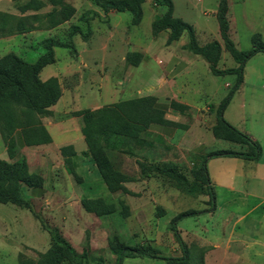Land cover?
<instances>
[{"label": "rangeland", "instance_id": "374dc122", "mask_svg": "<svg viewBox=\"0 0 264 264\" xmlns=\"http://www.w3.org/2000/svg\"><path fill=\"white\" fill-rule=\"evenodd\" d=\"M30 1L0 0V12L16 17L37 14L41 21L37 31L0 38V58L13 53L33 63L45 53L44 41L67 43L71 27H78L83 33L88 26L90 28L87 38L78 34L72 37L75 52L54 48V63L44 67L39 75L42 81L50 77L59 81L62 97L58 120L65 122L73 135L79 128V122L71 119L74 112L94 110L143 95L137 88L142 86L149 69L154 73L150 79L152 84L162 78L166 59L159 57H163L168 32L154 35L151 24L165 13V7L154 6L151 0H146L140 23L133 25L128 12L105 15L91 0H62L75 12L69 20L49 29L45 15L60 7L51 0H34L40 8L23 11L22 7ZM172 3L173 16L194 28L200 46L214 40L221 44L218 69L238 66L220 38L216 18L219 0H172ZM93 13L97 15L92 16ZM227 19L230 39L238 51L250 50L251 38L256 33L264 41V0H228ZM187 40L185 33L172 47ZM128 53L142 55L137 67L126 62ZM200 59L201 62L192 63L197 79L193 81V92L188 99L195 108L185 112L182 120L184 127H188L196 114L202 115L195 123L206 129L214 122L218 106L234 86L236 75L213 76L205 60ZM243 78L244 85L233 94L223 118L242 133L257 136L264 144V53H257L246 62ZM226 84L230 87H225ZM201 90L205 95L198 99L196 94ZM59 131L50 130L53 146L48 147L47 161H36L35 156L27 152L29 169L44 177L41 198L30 201L28 194L25 198L29 208L0 204V264H37L51 245L49 230H57L78 253L87 251L91 264L100 259L103 264H115L116 255L109 248L114 240L130 247L150 246L160 257H179L182 253L170 230V222L186 211L197 213L177 223L189 255H199L197 252L202 250L204 264H264V153L260 162L235 157L209 159L207 171L214 189V203H210L208 196L200 194L195 185L194 173L203 157L216 150L247 151V146L216 140L211 133L204 135L203 149L191 146L163 150L162 144L154 149L130 143L132 154L108 151V156L118 171H125L129 180L141 183L137 191L109 194L101 182L105 192L87 196L86 170H74L77 180L67 171L57 149V146L69 145L72 137ZM75 143L76 147L86 148L82 139ZM0 147V159L7 160L1 137ZM155 167H171L193 185L177 183ZM97 188L96 184L95 192ZM86 196L114 203L116 212L100 218L86 213L80 206V199ZM120 202L129 209L126 218L120 214ZM159 209L164 211L162 217H159ZM121 264L166 263L138 257L124 258Z\"/></svg>", "mask_w": 264, "mask_h": 264}, {"label": "trees", "instance_id": "16d2710c", "mask_svg": "<svg viewBox=\"0 0 264 264\" xmlns=\"http://www.w3.org/2000/svg\"><path fill=\"white\" fill-rule=\"evenodd\" d=\"M146 0H91L92 4L99 8L105 15L109 12L124 13L131 15V23L137 25L142 19V5ZM155 6L165 7V13L155 19L151 24L152 34L167 31V42L177 41L186 33L188 37V49L195 55L202 57L209 65L214 76L228 74L236 75V82L228 95L220 102L216 111V124L211 132L216 139L228 141L237 145L247 146V151L236 152L231 150H216L208 153L194 173L195 185L200 189V194L208 196L209 202L214 203V189L207 171L209 159L216 157H235L239 159L258 161L261 157V146L250 134L242 133L223 118L233 94L243 84V72L246 62L257 53H264V41L259 33L251 38L252 48L247 51H238L229 36V22L227 19L228 0H219L216 18L219 27L220 38L225 50L236 61V68L218 69L222 47L214 40L203 46L197 43L195 30L188 23L173 16L172 0H151ZM53 8L47 13V26L49 29L57 27L69 20L74 14V8L63 3L62 0H51ZM40 4L32 0L22 7V10H38ZM92 16H96L95 13ZM89 20L86 21V23ZM41 27L40 17L37 14L25 17L0 12V38L25 34L39 30ZM90 33L89 26L86 33L78 27H71L69 42L61 43L46 40L42 46L45 53L40 55L33 63H29L13 53L0 58V137L6 149L9 161L0 159V204H12L20 208H29L22 187H42L44 179L36 173L29 172L28 163L24 156L18 155L16 133H20L25 146H39L49 144L51 137L43 126L41 119L49 114V108L56 105L62 96V88L56 77H50L42 81L39 77L42 69L55 61L54 48L68 49L75 52L72 37L76 34L87 38ZM142 55L140 53H128L126 62L131 66H138ZM167 108L184 112L188 106L171 101L168 106H161L157 99L151 96L134 98L120 101L115 104L103 106L96 110L84 109L73 113L74 117L82 120L81 134L86 144L85 157L93 163L100 178L110 193H130L123 184L128 178L120 173L113 165L108 156V151H117L127 155L132 154L130 143H140L141 134L154 125H168L174 128H182L179 124L164 119ZM212 109V106L210 107ZM185 128V127H183ZM129 142V143H128ZM60 155L67 171L77 180L74 172L72 158L76 153L71 145L60 148ZM155 169L164 175L174 179L177 183H188L187 179L173 168ZM81 208L96 217L112 215L116 212L114 203L106 202L101 198H81ZM120 214L123 218L128 217L129 209L123 203ZM159 217L163 216L159 209ZM197 214L195 211H186L175 216L170 222V230L178 244L182 255L179 257H160L156 249L150 246L130 247L117 240L109 243V248L116 255L115 264H121L124 258L158 259L166 264H204L203 251L199 255H189L188 249L177 228V223L185 217ZM51 233V245L41 255L37 264H91L87 251L78 253L75 248L57 231ZM197 258H196V256ZM93 264H103V260H97Z\"/></svg>", "mask_w": 264, "mask_h": 264}, {"label": "crops", "instance_id": "0c3cea01", "mask_svg": "<svg viewBox=\"0 0 264 264\" xmlns=\"http://www.w3.org/2000/svg\"><path fill=\"white\" fill-rule=\"evenodd\" d=\"M160 7H163V6H160ZM109 13H111V12H109ZM108 14H106V15H108ZM181 37H180V39H181ZM179 40L173 41L171 43H168L166 41V43L164 45L165 49L162 52L163 57H159V58H162L163 61H164L163 58H165L166 61H165V64L163 65V68H162V74H161L162 78L160 79V81L158 83H153V84H152V82H150V79H152L151 77L154 76V73L152 72V69H149V72H146V74H145L146 79H145V81H143L142 86L140 88H137V91L142 92L143 95L134 97V98H140V97H145V96H151V97L156 98L157 103L160 104L161 106H168L171 101H175L177 103L188 106V110H186L184 112H180V111H176V110H172L170 108H167L166 113L164 115L165 120L173 122V123H177L182 128H174V127L168 126V125H154L141 134V142L139 144L147 145V147L154 148V149H156L158 147L160 148L161 144H162L163 150L168 149V148H176V149L180 150V149H187L188 147H191V146H201L197 149H203L204 144H202V140H203L204 135L206 133L212 134L211 128L216 124V118H215L213 123L211 121L210 122L211 124H208L209 128L203 129V128H201L200 125H198L199 124L198 122L195 123V121L198 120V117H200L202 115L196 114L195 115L196 117L194 118V122L188 124V127L183 128L184 122L182 120V118H183L182 116L185 114V112L193 111V109L195 108L194 106L190 105V103L188 102V99L190 98V96L193 92V87H194L193 81L197 79V77L194 74V72H195L194 71V65L192 63L194 62V60L197 62H199V61L201 62L200 58H202V57L193 54L188 49V40H187V43L178 44V47L173 48L172 46L174 44L178 43ZM207 66L209 69L208 63H207ZM133 67H135V66H133ZM209 72H210V69H209ZM216 77H220V76H216ZM243 85H244V78H243L242 86ZM225 87L229 88L230 85L226 84ZM202 92H203V90H201L200 92L197 91L196 95L198 96V99L201 96L205 95V92L204 93H202ZM134 98H129V99H134ZM129 99H125V100H129ZM60 100H61V98L59 99V101ZM59 101L57 102L56 105L50 107L48 109L49 114L46 117L41 119L43 126L46 128V130L48 131V133L51 137V142L49 144L28 147V146L24 145V141H23L20 133H16L15 138H16V144L18 146V148H17L18 155L24 156L26 158V160H28V153H30V154H33L35 156L36 161L37 160L47 161L48 159L45 158V155L46 154H47L46 156L49 155V152H47L49 150L48 147L53 146L52 145L53 138L50 134L51 133L50 130L56 129V130H60L59 132H66L72 137L71 138L72 140H70L71 142L69 143V145H71L73 147V149L76 153V156H74L72 158V164L74 166V170L76 171L77 169L79 170V169H83V168L86 170V194H87V196H89L90 193H93L92 195H97L100 191L105 192L104 191L105 189L109 194H111L107 190L106 185L103 182V180L100 178L95 165L89 161L88 157H85L83 155V152L86 151L87 147L85 149H83L81 147H76V143H75L76 140L82 139L84 141L83 135L82 134H81V136L78 135L81 133V128L83 125L81 118L80 117H74V116L71 117V119H73L74 121L77 120L79 122L78 133H75L76 132L75 131L74 135H73L70 128L67 127L66 123L62 122V120H60V121L58 120L59 117L57 114H58V108L60 106ZM121 101H124V100H121ZM118 102H120V101H118ZM118 102H115V103H118ZM115 103H111V104H115ZM111 104H107V105H111ZM107 105H103V106H107ZM103 106H101V107H103ZM101 107H99V108H101ZM99 108H97V109H99ZM94 110H96V109H94ZM202 111L203 112L205 111V114H208L205 107H202ZM212 114L213 113H211L210 116ZM223 116H224V113H223ZM212 136H213V134H212ZM251 136L255 140H257L258 143L260 144V146L262 148V155H263L264 144H262L261 139L258 138L257 136L256 137L253 135H251ZM213 138L216 139L214 136H213ZM216 140H220V139H216ZM220 141H224V140H220ZM225 142H228V141H225ZM69 145H67V146H69ZM3 147H4V145H3ZM63 147H65V146H63ZM57 149L60 153V148L58 146H57ZM3 151H5V153H6L5 147L3 148ZM198 151H200V150H198ZM25 154H26V156H25ZM0 155H1V147H0ZM6 155H7V153H6ZM261 158H262V156H261ZM261 158L259 159L258 162H260ZM134 160H136V159H134ZM6 161H9L8 157H7ZM28 161H27V163H28ZM148 162H150V164H153V162H151V161H148ZM28 167H29V164H28ZM29 172L39 174L44 179L42 174H40L39 172L31 171L30 169H29ZM119 172L122 173L124 176L128 177V175L125 173L124 170H119ZM101 182H103L105 189L103 188L104 186L102 185ZM96 184L99 185V188H97L98 189L97 192H95V190H94L96 188ZM123 186L128 191L136 192L137 191L136 188L138 186H141V183L139 184L136 181H132V180L128 179V181L125 182L123 184ZM22 191H23V194L25 197L28 194L31 195L30 198L27 197L30 201L38 200L44 194L43 186L42 187H33V188L23 186ZM121 193H123V192H121ZM87 196H86V198H89ZM97 196H99V195H97ZM89 199H97V198H89ZM4 205H6V204H4ZM97 218H100V217H97Z\"/></svg>", "mask_w": 264, "mask_h": 264}]
</instances>
